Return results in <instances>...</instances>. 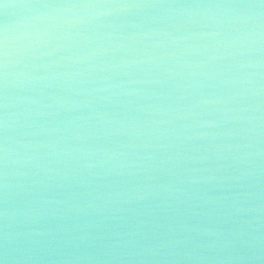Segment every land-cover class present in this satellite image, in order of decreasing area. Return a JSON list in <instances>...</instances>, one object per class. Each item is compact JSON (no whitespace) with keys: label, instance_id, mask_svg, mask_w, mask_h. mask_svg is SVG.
<instances>
[{"label":"clouds","instance_id":"1","mask_svg":"<svg viewBox=\"0 0 264 264\" xmlns=\"http://www.w3.org/2000/svg\"><path fill=\"white\" fill-rule=\"evenodd\" d=\"M0 264H264V0H0Z\"/></svg>","mask_w":264,"mask_h":264}]
</instances>
